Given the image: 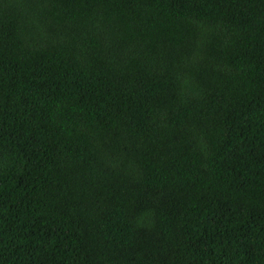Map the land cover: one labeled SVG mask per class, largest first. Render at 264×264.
I'll use <instances>...</instances> for the list:
<instances>
[{"label": "trees", "instance_id": "trees-1", "mask_svg": "<svg viewBox=\"0 0 264 264\" xmlns=\"http://www.w3.org/2000/svg\"><path fill=\"white\" fill-rule=\"evenodd\" d=\"M0 264H264V0H0Z\"/></svg>", "mask_w": 264, "mask_h": 264}]
</instances>
